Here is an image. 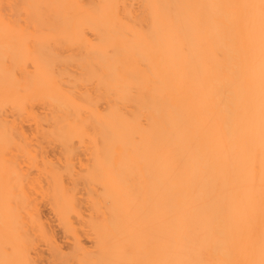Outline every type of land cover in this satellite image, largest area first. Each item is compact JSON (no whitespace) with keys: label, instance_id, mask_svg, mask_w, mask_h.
<instances>
[{"label":"bare ground","instance_id":"bare-ground-1","mask_svg":"<svg viewBox=\"0 0 264 264\" xmlns=\"http://www.w3.org/2000/svg\"><path fill=\"white\" fill-rule=\"evenodd\" d=\"M0 264H264V0H0Z\"/></svg>","mask_w":264,"mask_h":264},{"label":"rangeland","instance_id":"rangeland-1","mask_svg":"<svg viewBox=\"0 0 264 264\" xmlns=\"http://www.w3.org/2000/svg\"><path fill=\"white\" fill-rule=\"evenodd\" d=\"M42 211H43L44 215L47 214V210L45 208H42ZM58 236H59V234H58Z\"/></svg>","mask_w":264,"mask_h":264}]
</instances>
